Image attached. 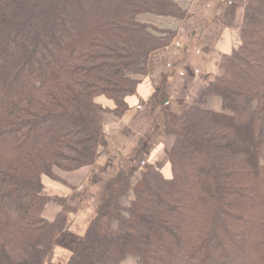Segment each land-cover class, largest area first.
I'll use <instances>...</instances> for the list:
<instances>
[{
    "label": "trees",
    "instance_id": "16d2710c",
    "mask_svg": "<svg viewBox=\"0 0 264 264\" xmlns=\"http://www.w3.org/2000/svg\"><path fill=\"white\" fill-rule=\"evenodd\" d=\"M181 19L174 0H0V264H47L71 207L44 216L45 183L93 164ZM240 44L201 99L164 112L166 177L149 164L107 184L62 264H264V0H246ZM159 99L155 104L159 103Z\"/></svg>",
    "mask_w": 264,
    "mask_h": 264
},
{
    "label": "crops",
    "instance_id": "0c3cea01",
    "mask_svg": "<svg viewBox=\"0 0 264 264\" xmlns=\"http://www.w3.org/2000/svg\"><path fill=\"white\" fill-rule=\"evenodd\" d=\"M174 1L185 11L181 19L151 14L139 18L158 29L173 31L174 37L169 45L150 54L147 73L135 94L127 97L128 109L123 115L117 120L105 117L99 156L91 165L58 170L61 182L45 183L50 196L44 210L48 220L61 210L59 198H65L71 207L54 257L67 254L65 245L83 235L87 221L106 195L107 184L120 170L135 179L146 165L158 164L162 173L170 176L165 152L170 140L164 133V112H181L198 99L204 108L220 109L219 98L202 95L221 74V58L240 44L246 0Z\"/></svg>",
    "mask_w": 264,
    "mask_h": 264
},
{
    "label": "rangeland",
    "instance_id": "374dc122",
    "mask_svg": "<svg viewBox=\"0 0 264 264\" xmlns=\"http://www.w3.org/2000/svg\"><path fill=\"white\" fill-rule=\"evenodd\" d=\"M240 30V29H239ZM54 251V249H53ZM61 251V250H60ZM63 252V250L61 251V253ZM68 253V251L66 252ZM58 254L55 255V257L53 256V253L50 257V260L47 264H62L63 263V259L65 257V254L60 256V254L57 256ZM53 256V258H52ZM53 259V260H52ZM55 259V260H54ZM123 264H137V260L131 256H129L128 258L125 259Z\"/></svg>",
    "mask_w": 264,
    "mask_h": 264
}]
</instances>
